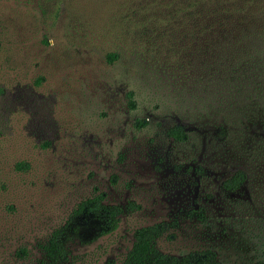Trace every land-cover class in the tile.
<instances>
[{"label": "rangeland", "instance_id": "obj_1", "mask_svg": "<svg viewBox=\"0 0 264 264\" xmlns=\"http://www.w3.org/2000/svg\"><path fill=\"white\" fill-rule=\"evenodd\" d=\"M94 189L134 207L107 236L72 216ZM158 223L165 255L264 259V0H0V264L61 227L65 264H120Z\"/></svg>", "mask_w": 264, "mask_h": 264}, {"label": "trees", "instance_id": "obj_2", "mask_svg": "<svg viewBox=\"0 0 264 264\" xmlns=\"http://www.w3.org/2000/svg\"><path fill=\"white\" fill-rule=\"evenodd\" d=\"M117 58L116 54L109 53L106 55L107 61H113ZM128 105L130 106L131 94H127ZM167 136L175 142H184L186 134L178 126L169 128ZM17 167H22L18 164ZM243 180V175L239 172L234 174L230 179L224 181L223 187L232 190ZM133 209L132 204L127 207L110 205L105 202V195L102 192L93 190L91 195L79 201L72 210L73 217H85L97 222V236H107L112 234L119 225L120 217L125 210ZM163 224H153L137 228L133 231L132 242L125 253L120 264H216L214 255L208 251H198L186 256L176 258L161 253L156 241L164 233ZM68 235L64 228H58L52 231L45 246L42 248L44 257L51 264H65L67 261V242ZM21 254L23 252L21 251ZM252 264H264V259H258Z\"/></svg>", "mask_w": 264, "mask_h": 264}]
</instances>
